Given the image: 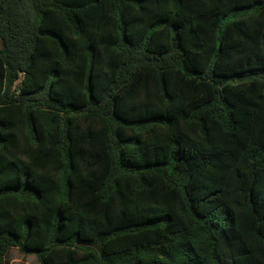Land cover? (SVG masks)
I'll return each instance as SVG.
<instances>
[{"label":"trees","instance_id":"16d2710c","mask_svg":"<svg viewBox=\"0 0 264 264\" xmlns=\"http://www.w3.org/2000/svg\"><path fill=\"white\" fill-rule=\"evenodd\" d=\"M264 264V0H0V264Z\"/></svg>","mask_w":264,"mask_h":264},{"label":"rangeland","instance_id":"374dc122","mask_svg":"<svg viewBox=\"0 0 264 264\" xmlns=\"http://www.w3.org/2000/svg\"><path fill=\"white\" fill-rule=\"evenodd\" d=\"M5 264H39L35 255H25L17 248L11 249L5 259Z\"/></svg>","mask_w":264,"mask_h":264}]
</instances>
